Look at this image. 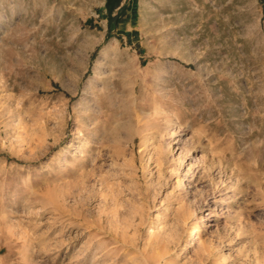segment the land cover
Listing matches in <instances>:
<instances>
[{
	"label": "rangeland",
	"instance_id": "374dc122",
	"mask_svg": "<svg viewBox=\"0 0 264 264\" xmlns=\"http://www.w3.org/2000/svg\"><path fill=\"white\" fill-rule=\"evenodd\" d=\"M93 259L264 264V0H0V264Z\"/></svg>",
	"mask_w": 264,
	"mask_h": 264
},
{
	"label": "bare ground",
	"instance_id": "6f19581e",
	"mask_svg": "<svg viewBox=\"0 0 264 264\" xmlns=\"http://www.w3.org/2000/svg\"><path fill=\"white\" fill-rule=\"evenodd\" d=\"M157 110V109H156ZM160 155V157L157 159L158 160V164L159 165H161V163H163V160L164 159H162L161 158V154H159ZM115 207V206H114ZM76 216V215H75ZM86 220V219H85ZM84 221V220H83ZM116 230V229H115ZM189 232H190V237L189 238H196L197 237V234L200 232V228H199V225H196L194 228H192V229H190L189 230ZM167 234V233H166ZM132 237V236H131ZM152 237V236H151ZM150 238V237H149ZM153 238V237H152ZM151 238V239H152ZM155 240L154 241H156V244L159 246V243H161L162 242V244H163V241L161 240L160 241V239H162L161 237H158V235H156L155 237ZM123 239V238H122ZM121 239V240H122ZM124 241V240H123ZM160 241V242H159ZM131 242V241H130ZM133 242V241H132ZM151 242V241H150ZM150 242L148 243V245L150 244ZM101 244V243H100ZM130 244V243H129ZM131 245V244H130ZM146 246V245H145ZM104 247V246H103ZM127 247V246H126ZM129 247V246H128ZM95 249V248H94ZM101 249V248H100ZM103 250H105V249H103ZM149 250V249H148ZM153 250V249H152ZM157 250V249H156ZM95 251V250H94ZM112 251V250H111ZM136 251H138V250H136ZM140 251H141V249H140ZM103 252V251H102ZM142 252V251H141ZM155 252V251H154ZM98 253V252H97ZM139 253V252H138ZM156 253V252H155ZM159 253V252H158ZM113 254V253H112ZM140 254V253H139ZM154 254V253H153ZM152 254V255H153ZM91 255H95L93 258H95V257H97L96 256V252H95V254H91ZM104 255V254H103ZM114 255V254H113ZM145 255V254H144ZM160 255H161V251H160ZM110 256V255H109ZM86 257H88V256H85V258L84 259H88V258H86ZM106 257V256H105ZM104 257V258H105ZM114 257V256H113ZM112 257V258H113ZM127 257V256H126ZM134 257V256H133ZM110 258V257H109ZM124 258V257H123ZM143 258V257H142ZM141 258V259H142ZM154 258V257H153ZM161 258V257H160ZM83 259V258H82ZM97 259V258H96ZM96 259H93V261L92 260H90V264H105V262L107 263V261H105L104 259H101V260H98V261H95L94 262V260H96ZM144 259V258H143ZM147 258H145V260H146ZM106 260H108V259H106ZM164 260V259H163ZM82 261V260H81ZM126 261V260H125ZM154 261V260H153ZM75 262V261H74ZM86 262V261H85ZM158 263H159V261H157ZM79 263V262H78ZM111 263V262H110ZM123 263V262H122ZM84 264V263H83ZM113 264V263H112ZM124 264V263H123ZM126 264V263H125ZM143 264V263H142ZM144 264H146V263H144ZM157 264V263H156Z\"/></svg>",
	"mask_w": 264,
	"mask_h": 264
}]
</instances>
